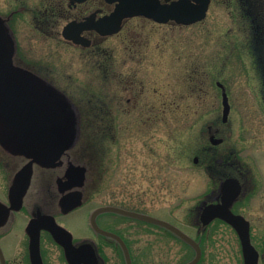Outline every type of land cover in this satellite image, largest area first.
<instances>
[{"label":"rangeland","instance_id":"obj_1","mask_svg":"<svg viewBox=\"0 0 264 264\" xmlns=\"http://www.w3.org/2000/svg\"><path fill=\"white\" fill-rule=\"evenodd\" d=\"M0 10H19L14 23L22 55L47 67L57 84L83 104L84 130L77 147L66 150L64 163L92 167L93 172L89 168L86 175L85 206L60 218L76 241L94 237L89 214L95 208L117 206L201 239L200 264H243L238 236L229 225L214 221L203 230L198 226L201 208L218 202L221 183L237 173L231 167L237 163L246 167L250 179L235 212L250 219L252 242L264 255L262 80L249 44L252 23L242 17L240 0H214L208 20L190 28L131 21L120 35L98 43L107 61L97 63L89 50L63 42L54 27L59 17L50 19L49 0H0ZM128 29L140 36L136 44L126 40ZM98 67L112 69L117 82L132 88L113 101L103 88L106 73H99ZM217 82L231 99L227 123L222 122L223 91ZM101 104L106 109L115 105L114 123L102 113ZM153 110L159 111L155 121L150 120ZM209 127L219 129L216 139L225 142L213 146ZM218 154L225 165L216 166ZM63 177L66 180V174ZM3 191L0 181V195ZM98 221L102 229L127 240L134 264H187L195 258L191 246L162 227L115 213L101 215ZM10 232L19 233L4 242L12 264H26V238ZM98 239L101 264H126L112 240ZM56 249L45 242L47 264H63Z\"/></svg>","mask_w":264,"mask_h":264},{"label":"flooded vegetation","instance_id":"obj_2","mask_svg":"<svg viewBox=\"0 0 264 264\" xmlns=\"http://www.w3.org/2000/svg\"><path fill=\"white\" fill-rule=\"evenodd\" d=\"M49 1L52 4L50 19H57L59 17L54 27L57 31L60 29L59 33L63 42L74 49L81 48L83 50H89L93 53L94 58H92V60H95V63L101 58L107 61V57L103 54L105 51L99 50L98 43L107 38L120 35L125 31L129 22L137 20L139 23V21L144 20L158 26H171L173 29L190 28L208 20L209 12L214 3V0H156L160 18H167L168 8L171 7L172 4L179 5L183 2L191 5L197 11L202 9L204 3H207L208 10L201 21L191 25L180 24L172 19H169L167 22H159L143 16H134L121 19L119 26L116 27V14L121 4L120 0H86L79 3L71 0ZM240 2L246 15H242V17L245 20L248 18L252 23V26L248 27L250 28V32L249 30L248 32L251 35L249 44L253 54V62L256 64L255 68L260 73V75H258L260 76V80H262L260 94L261 97L264 98V0H240ZM17 12H19V10H9V12H2L0 10V71L9 73L12 77L16 78L12 70H19L21 72V80L27 81L26 90L31 94L37 106L34 110H28L25 115V120L31 128L30 133L23 136L22 134L24 133L19 131L21 134H19L17 138L14 136L12 137L13 127L16 129L19 128V122L15 121L13 116L15 106L11 100L0 93V130L2 133H8L5 137L0 136V181H2L4 189V193L0 195V264H3V262L5 264H12L11 259L13 255L11 257L8 256L4 245V242L14 234L10 231H19L26 238V256L24 259L26 264H32L30 255V236L25 233V228L30 221L32 219H37L39 214H47L54 216L56 220L61 223V216H69L71 214V212L67 210L74 207L80 208L79 206L77 207L76 203L73 204L71 208L66 207V209L62 205V200L67 193H74L77 190L76 188H78L71 187L74 186L76 181H69L67 185L64 181L63 176L67 171L71 170L70 165L65 166L64 163L65 155L69 153H61L60 146L57 145H52L54 150L51 151L49 146L50 138L46 140L47 145H44L45 143L41 144V140H43V137H46L44 134L47 128H57V132L63 134L66 133L65 129H67V134L69 135L72 134V129L76 128L77 135L79 136L84 123L83 104L81 100L72 97L67 90L57 84L47 67L37 63L35 64L22 55L14 23ZM174 13H178V9H175ZM43 16L47 17V15ZM50 19H46L48 20V24L51 22ZM116 28H119V31L116 32ZM126 35V40L134 44H136L135 42H137L140 37L131 29H128ZM137 45H139V43ZM98 69L100 68L98 67ZM100 70L101 71L98 70L99 73L102 71L106 73L108 79L105 81L103 88L110 91V96L113 98V101H115L121 93L122 95L126 92L128 93L129 89L132 88L130 84H123V82L120 81L117 82L116 77L112 74V69L107 70V68H105L104 70ZM0 79H7V76L1 73ZM128 102H131V99H129ZM101 106L102 108L100 109L97 105L96 111L100 109L102 113L106 114L107 119H109L108 121L111 120V122L114 123V111H118L115 105H112L113 107L107 105L109 109L105 108L106 105L101 104ZM155 110L152 111L153 114L150 120L154 119L155 121L156 116H159V114L155 113L159 111ZM92 111L95 112V107L92 108ZM23 125L25 124L23 123ZM33 130L36 131L37 136L35 137L29 136ZM220 132L219 129L209 127L208 133L212 137L216 135V138H219ZM34 139H37L36 143H33ZM15 140H17V142L23 141V143L17 146L16 142H14ZM32 148L38 151L44 149L47 154L51 152L54 161L47 160L46 162L49 163L48 165H51V167H44L42 163L38 162V159V161L32 164L31 162H33L34 159H29V155L27 154V151H30ZM18 149H21L22 153L16 155L13 151ZM30 154L32 155L31 151ZM41 154L44 155L43 153ZM217 156L221 166V154ZM38 158L41 160L40 157ZM29 166L32 171V179L28 188L26 189L24 187L25 194L22 202L18 205L17 195L19 191L17 189V176ZM234 166L237 173L229 177L238 179L242 186V193L238 202L233 207V211L235 212L236 205L247 195L250 175L249 171L245 169L246 167L244 168L237 163L234 164ZM61 172L64 174H61ZM70 173L72 174L73 172ZM61 178H63V180H61ZM16 206H19L20 209L15 210L14 208H16ZM241 215L250 220L246 214L243 213ZM18 234L16 233L14 235L18 236ZM97 238H99V236L96 234L94 237H90L87 243H90L97 250L98 254V248L96 246ZM122 238L129 245L123 236ZM46 241L52 242L58 247L56 251H58L57 254L60 255V260L63 264H68L64 248L57 245L49 232L42 231L41 255L44 264H47L44 251V244ZM21 243V247L24 248V243L22 241ZM113 243L119 248L117 242L113 241ZM78 246L79 245H77V247ZM16 251L18 250L16 249L15 253ZM259 253L261 259H263V253ZM98 259L99 264H101L100 256H98Z\"/></svg>","mask_w":264,"mask_h":264},{"label":"water","instance_id":"obj_3","mask_svg":"<svg viewBox=\"0 0 264 264\" xmlns=\"http://www.w3.org/2000/svg\"><path fill=\"white\" fill-rule=\"evenodd\" d=\"M79 1H82V0H79ZM1 73H4L5 76H7V79H0V93L3 94L4 97L11 100V102L14 104L15 109H14L13 116H14L15 121L19 122L18 127L20 129L18 128L19 129L18 130L13 127L12 137L14 136L17 138V136L21 134L19 131L23 132L24 134L22 135L25 136L29 134L31 130V128L28 126V123L25 120V115L28 110L36 109L37 105L35 101L33 100L31 94L26 90L27 81L21 80V74H20L21 72L19 70L17 71H15L14 69L12 70V73L13 75H16V78L12 77L9 73L0 71V74ZM225 104H226L225 119H227V116L229 114V105H228V100H227L226 95H225ZM23 123L25 125H23ZM57 131H58L57 128H47L44 134V136L46 137L45 138L43 137V140H41V144L45 143L44 145H47L46 140L50 138L49 146H50L51 151L54 150V147L52 145H57V146H60V151L61 153H63V151L68 148L67 144L73 139L75 134L77 135V129L73 128L72 134L70 135L67 134L68 132L67 129H65L66 131L65 134L60 133V132L58 133ZM7 135H8L7 132L2 133L0 130V136L5 137ZM29 136H33V137L37 136L36 131L33 130V132H31ZM36 140L37 139H34L33 143H36ZM212 140L214 144H219L220 142H222V140L215 141L213 138ZM14 142H16L17 146H20L19 144L23 143V141L17 142V140H15ZM30 151L32 152V155L30 154ZM30 151H27V154L29 155L28 157L29 159H32V158L34 159V161L31 162L32 164L35 161L39 160L38 162L42 163L44 166L51 167V165H48L49 163H46L47 160L54 161L51 155V152L47 154V152H45L44 149L42 151H38V150H35L34 148L30 149ZM13 152L17 155V154L22 153V150L18 149ZM41 153H43L44 155H42ZM38 157H40L41 160ZM71 168H76L77 170H70L67 172L65 184L67 185L69 181L70 182L76 181L74 186H71V187H79V188L83 187L86 181L85 179L86 168L80 169L74 166H72ZM70 172H73V173L71 174ZM31 173L32 171L29 166V167H26L19 174V176H17L18 177L17 179L18 188L17 189L19 191L17 195L18 205H20V203L23 200V196L25 194L24 187L27 189L29 186V183L32 177ZM230 185L231 184H229L228 181L226 183H222L221 189L224 191L226 190L223 203L218 204V205L208 206L206 207V209L204 208L202 222L204 225H208L214 219L220 218L226 221L227 223H229L230 225H232L237 230L240 236L242 247H243L244 258H245V264H259V254L251 244L249 223L245 221L243 218L233 215V213L231 212V207L238 196V192L234 191V193L230 195L229 194L230 188H231ZM78 193L73 195L74 201H76L75 203L77 204V207L82 205L83 203V193L82 191ZM65 200H67V198ZM73 202L71 203V206L75 204ZM74 208H71L70 210H67V211H71ZM16 209H19V206H16ZM104 213H116L122 216L139 219V220L151 223V224L161 226L169 230L173 234H175L181 240L185 241L186 243L194 247L196 251V256L191 262L187 264H198L202 258V251H201L199 244L196 241H194L191 237H189L187 234H185L183 231H181L177 227L167 222L155 219L153 217H150L144 214L127 211V210L117 208V207L108 206V207H103V208L96 210L91 216V224L93 228L99 234L107 238H111L117 241V243H119V245L121 246L124 252L125 258H126V264H133L129 248L127 247L126 243L117 234L104 231L98 226L97 218L99 215L104 214ZM47 217H50L53 219V217L51 216H40L39 218L41 219L32 222L29 225V228L27 230L31 236V256H32L33 264H43V260L41 257V249H40V234H41L42 229H46L47 231H49L53 235L55 240L65 248L69 264H99L97 250L92 245H89V244L82 245L79 248L75 247L73 245V237L71 233H69L63 227L59 226L55 220H50L49 222L47 221L48 223L42 226L41 225L42 220ZM3 264L5 263L3 262Z\"/></svg>","mask_w":264,"mask_h":264},{"label":"trees","instance_id":"obj_4","mask_svg":"<svg viewBox=\"0 0 264 264\" xmlns=\"http://www.w3.org/2000/svg\"><path fill=\"white\" fill-rule=\"evenodd\" d=\"M217 166V165H216Z\"/></svg>","mask_w":264,"mask_h":264}]
</instances>
